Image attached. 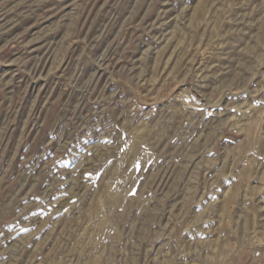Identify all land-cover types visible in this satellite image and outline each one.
Segmentation results:
<instances>
[{"label":"rangeland","instance_id":"rangeland-1","mask_svg":"<svg viewBox=\"0 0 264 264\" xmlns=\"http://www.w3.org/2000/svg\"><path fill=\"white\" fill-rule=\"evenodd\" d=\"M262 24L264 0H0V264H89L127 149L97 264H264Z\"/></svg>","mask_w":264,"mask_h":264},{"label":"bare ground","instance_id":"bare-ground-1","mask_svg":"<svg viewBox=\"0 0 264 264\" xmlns=\"http://www.w3.org/2000/svg\"><path fill=\"white\" fill-rule=\"evenodd\" d=\"M262 33H264V24H262ZM254 46H257V42H255ZM228 81L230 82L229 79H228ZM135 136L133 135V137H135ZM137 136H139V135H137ZM137 141L138 140H136V142ZM131 150H133V149H130V151H128V149H127V151L123 150L124 152L122 153L120 158L118 160H116V162H115L116 172H114L112 174L111 180H112V183L114 182L116 184L117 189L115 191H110V190H108L107 185L104 186L103 191L105 194H107L105 196L108 198L102 197L100 200H98V203H96L97 206H95L96 207L95 210L97 212L98 221L96 222V224H95L96 226L94 228L98 233V237L95 236L97 238H95V239L93 238L89 242L90 254H88L89 257L87 256L88 259L86 260L89 264H97L106 252L107 253L111 252L110 250H112L113 244H116V242H117L116 241L117 236H114L113 230L119 224H122L126 220V211L124 210L122 212H118L117 207L120 204H124V206L126 207V210H127V209H131L136 204V199L134 197L132 198L130 195L128 196L126 194L125 190L122 188L123 186H121V182L122 181L124 182V180L127 182V180L130 177H132V175L134 173V171H133L134 168L132 169L131 167H133V165L135 166V164L132 165V162H133V158L135 157L136 152L134 150H133V152H131ZM191 154H192V151H191ZM179 155H180L179 151L178 152L176 151L175 156L178 157ZM183 165L184 164H182V165L180 164L179 166L177 165L178 167H176V171H175L176 177H180V175L182 174ZM147 212H148V214H150L151 210H147ZM144 220H142V221H144ZM119 227H121V226H119ZM134 231H135V229H134ZM101 238H104V242H103V244L98 245V241ZM111 242H112V244H111ZM132 246L137 247V244H134ZM130 262L131 263H129V264H134V262H132V261H130Z\"/></svg>","mask_w":264,"mask_h":264}]
</instances>
